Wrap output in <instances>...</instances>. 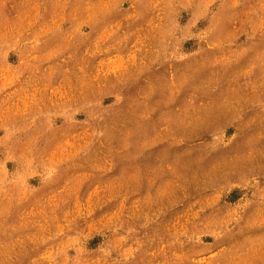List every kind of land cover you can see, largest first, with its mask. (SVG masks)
I'll return each mask as SVG.
<instances>
[{
	"label": "rangeland",
	"instance_id": "374dc122",
	"mask_svg": "<svg viewBox=\"0 0 264 264\" xmlns=\"http://www.w3.org/2000/svg\"><path fill=\"white\" fill-rule=\"evenodd\" d=\"M0 264H264V0H0Z\"/></svg>",
	"mask_w": 264,
	"mask_h": 264
}]
</instances>
